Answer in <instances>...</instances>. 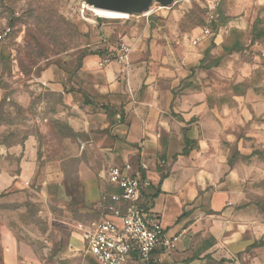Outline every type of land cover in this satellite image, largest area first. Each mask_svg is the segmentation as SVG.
<instances>
[{"label": "rangeland", "instance_id": "374dc122", "mask_svg": "<svg viewBox=\"0 0 264 264\" xmlns=\"http://www.w3.org/2000/svg\"><path fill=\"white\" fill-rule=\"evenodd\" d=\"M210 3L212 32L194 45ZM95 9L0 0V33L11 29L0 39V229L42 264H97L86 239L108 170L134 163L182 199L180 261L264 264V0H153L150 17L118 19ZM121 42L128 62L109 55ZM108 70L123 106L145 117L135 143L113 135L119 111L103 106L99 123Z\"/></svg>", "mask_w": 264, "mask_h": 264}, {"label": "built area", "instance_id": "2783aa9c", "mask_svg": "<svg viewBox=\"0 0 264 264\" xmlns=\"http://www.w3.org/2000/svg\"><path fill=\"white\" fill-rule=\"evenodd\" d=\"M215 11L216 3H210L207 24L193 37L194 45L211 34L210 25L216 19ZM153 13L154 9H149L144 15L150 17ZM10 30L7 28L0 33V39ZM132 52L130 44L121 42L109 55L128 62ZM108 61L109 58H105L100 64ZM130 171V164L109 169L108 187L113 191H106L105 212L89 230L86 239L88 253L97 264H166L161 252L175 250L180 233H171L147 203L148 191L154 185L151 177L144 172L133 174Z\"/></svg>", "mask_w": 264, "mask_h": 264}, {"label": "crops", "instance_id": "0c3cea01", "mask_svg": "<svg viewBox=\"0 0 264 264\" xmlns=\"http://www.w3.org/2000/svg\"><path fill=\"white\" fill-rule=\"evenodd\" d=\"M189 57V55H186ZM107 79H105V84L103 85L101 81H99V123L103 121H107L106 112H102V107L105 105L110 106L114 111L117 110L119 112L116 113V122H111V131L113 135L124 137L129 142L135 143L141 138L146 136V131L143 132V128L141 125L146 121L144 116H141L136 113L134 109H132L131 105L123 106V100L120 99L119 92L120 89L115 84H110L112 82V78H114V73L112 70H108L106 73ZM109 83V85H108ZM59 92H64L63 89H57ZM67 96V94H64ZM70 97V96H69ZM73 99V97H70ZM81 109V107H78ZM61 111V112H60ZM60 114L71 118L69 113L66 112V107L62 106L59 109ZM121 113V116L119 115ZM126 113V118L124 114ZM123 118V120H122ZM107 123V122H106ZM148 139L145 141L147 142ZM150 141V139H149ZM150 145V144H149ZM151 146L147 145L149 149ZM125 163L132 162L128 154H125V159L123 160ZM133 163V162H132ZM131 165V173L136 174L138 172H144L149 175L147 170H144L139 165H135L133 163ZM115 166V165H114ZM117 166V165H116ZM112 167V166H111ZM110 167V168H111ZM85 172V176L89 173ZM109 173V170H108ZM108 175V174H107ZM89 176V175H88ZM154 182V181H153ZM92 179L88 180V187H93ZM108 183V182H107ZM154 185L157 186L156 182ZM154 187V186H153ZM153 187L149 189L148 194L153 193ZM101 187L99 186V191ZM173 182L171 178H166L161 185V190L156 198H151L150 196L146 197L147 203H150L151 208L155 213H158L160 216L162 223L165 227L169 228L171 233H176L180 230V226L177 225V221L179 216L182 213V199L178 195H174L172 193ZM102 191V190H101ZM167 211V212H166ZM167 213V221L164 224V214ZM182 243V241H181ZM180 243V244H181ZM163 255V259L166 264H185V257L181 261L178 259L180 255L177 254L176 249L170 252H161ZM0 264H42L40 257L33 251V248L23 242L19 241L14 234H12L4 224L0 229Z\"/></svg>", "mask_w": 264, "mask_h": 264}, {"label": "water", "instance_id": "95a60500", "mask_svg": "<svg viewBox=\"0 0 264 264\" xmlns=\"http://www.w3.org/2000/svg\"><path fill=\"white\" fill-rule=\"evenodd\" d=\"M153 0H86L88 5L96 9L111 10L116 13L134 14L146 12ZM162 4H171L174 0H157Z\"/></svg>", "mask_w": 264, "mask_h": 264}, {"label": "trees", "instance_id": "16d2710c", "mask_svg": "<svg viewBox=\"0 0 264 264\" xmlns=\"http://www.w3.org/2000/svg\"><path fill=\"white\" fill-rule=\"evenodd\" d=\"M194 144V140H192V139H190V138H188V137H185V149H184V152L186 153V152H188V151H190V150H192L193 148L192 147H190L191 145H193ZM154 187H153V190H155V192H153V193H150V197L151 198H156L157 196H158V194L160 193V187H159V185H157V186H155V185H153ZM159 189V190H158ZM111 191H113L112 190V188L111 187H108V190H107V193H111ZM157 191V192H156Z\"/></svg>", "mask_w": 264, "mask_h": 264}, {"label": "bare ground", "instance_id": "6f19581e", "mask_svg": "<svg viewBox=\"0 0 264 264\" xmlns=\"http://www.w3.org/2000/svg\"><path fill=\"white\" fill-rule=\"evenodd\" d=\"M97 15H103L105 17H113V19L128 17L129 14L116 13L111 10L95 9ZM111 12V13H109Z\"/></svg>", "mask_w": 264, "mask_h": 264}]
</instances>
